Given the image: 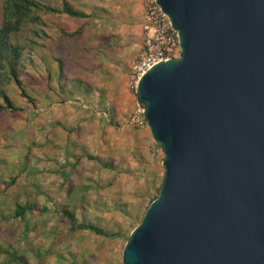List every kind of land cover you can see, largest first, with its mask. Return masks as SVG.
Here are the masks:
<instances>
[{
	"label": "rangeland",
	"instance_id": "obj_1",
	"mask_svg": "<svg viewBox=\"0 0 264 264\" xmlns=\"http://www.w3.org/2000/svg\"><path fill=\"white\" fill-rule=\"evenodd\" d=\"M43 1L62 6V0ZM68 1L95 15L43 12L48 35L39 39L33 59L45 66L46 58L58 70L62 58L66 72L92 89L57 96L44 73L28 81L35 102L17 87L9 91L22 110L5 106L0 112V264L9 258L10 245L30 264H123L127 238L162 186L163 148L141 116L133 78L149 0ZM76 30L75 37L67 35ZM29 34L20 32L16 39L22 42ZM102 95L119 111L114 123L98 107ZM27 202L34 208L24 222L14 213L16 204ZM65 205L75 210L78 222L121 234L73 232L62 216Z\"/></svg>",
	"mask_w": 264,
	"mask_h": 264
},
{
	"label": "water",
	"instance_id": "obj_2",
	"mask_svg": "<svg viewBox=\"0 0 264 264\" xmlns=\"http://www.w3.org/2000/svg\"><path fill=\"white\" fill-rule=\"evenodd\" d=\"M180 53L136 99L165 168L123 264H264V0H155Z\"/></svg>",
	"mask_w": 264,
	"mask_h": 264
},
{
	"label": "trees",
	"instance_id": "obj_3",
	"mask_svg": "<svg viewBox=\"0 0 264 264\" xmlns=\"http://www.w3.org/2000/svg\"><path fill=\"white\" fill-rule=\"evenodd\" d=\"M0 1L3 2L2 15L0 14V112L5 106L15 111L22 110V108L15 106L14 100L9 95L12 87L20 89V94L29 98L30 102H35L34 96L31 92L29 93V78L39 77L38 79H40L46 75L47 85L50 86L52 91H55L57 96L73 97L74 92H83V87H85V93L89 94L92 88H89L81 78L70 76L66 72L65 63L62 58L58 59L59 67L57 70L54 65L47 62L46 58H43L42 62L45 66L36 63L33 59L34 55L32 51H39L42 46L39 39H43L48 35L44 27L47 21L42 17L43 12L52 15L65 13L75 18H91L95 13H87L76 9L68 0H62V6L60 7L55 6L56 4L46 3L43 0ZM23 31H28L30 34L27 39L19 42L16 39V35ZM78 33H80V30L67 32V35L75 37ZM22 76L24 77L22 78ZM98 107L102 112L106 113L111 123L115 122V117L119 114V111L114 102H108L105 96L102 95ZM144 121L146 124L145 119ZM156 144L161 145L157 142ZM93 158L102 162L98 157ZM104 165L109 168L112 166L110 163ZM160 188H158L154 196L150 199L148 206L158 196ZM65 206L61 210L62 216L65 220L70 221V229L73 232L89 230L90 232L108 237L121 234L120 232L109 233L100 226L87 221L78 222V218L75 216V210L70 209L69 205ZM148 206L145 208L143 215ZM32 208L34 207L28 202L24 205L16 204L14 217H19L21 221L25 222L27 221L25 217L26 212L32 210ZM26 229H28L27 226ZM127 239H130V235ZM6 251L9 253L7 254L9 258L2 264H30L25 258V253L14 248L12 245L7 246ZM56 259L60 260L59 257ZM39 264H43V262Z\"/></svg>",
	"mask_w": 264,
	"mask_h": 264
},
{
	"label": "built area",
	"instance_id": "obj_4",
	"mask_svg": "<svg viewBox=\"0 0 264 264\" xmlns=\"http://www.w3.org/2000/svg\"><path fill=\"white\" fill-rule=\"evenodd\" d=\"M145 7L144 46L141 58L134 67L133 78L136 86L139 78L149 68L160 61L176 58L180 53L178 32L168 15L155 0H149Z\"/></svg>",
	"mask_w": 264,
	"mask_h": 264
}]
</instances>
